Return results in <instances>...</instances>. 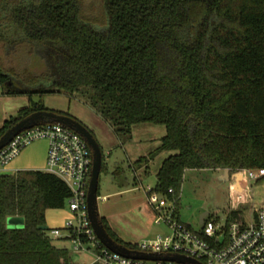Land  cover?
Listing matches in <instances>:
<instances>
[{
    "label": "trees",
    "instance_id": "1",
    "mask_svg": "<svg viewBox=\"0 0 264 264\" xmlns=\"http://www.w3.org/2000/svg\"><path fill=\"white\" fill-rule=\"evenodd\" d=\"M86 1L0 0V47L28 46L46 59L28 84L82 98L122 141L134 125L165 126L157 152L176 154L163 162L155 189H173L176 206L188 170L264 168V0H103L101 24ZM16 75L0 60L3 94L32 96L14 88ZM38 111L49 110L34 104L8 118L0 138ZM136 164L148 169L149 159ZM71 197L46 171L1 175L0 264H74L51 229H41L46 212ZM10 217L24 226L10 228Z\"/></svg>",
    "mask_w": 264,
    "mask_h": 264
},
{
    "label": "rangeland",
    "instance_id": "2",
    "mask_svg": "<svg viewBox=\"0 0 264 264\" xmlns=\"http://www.w3.org/2000/svg\"><path fill=\"white\" fill-rule=\"evenodd\" d=\"M85 11L99 24L103 22V0H87ZM0 60L5 70L16 71V90L29 89L34 92L32 96L10 97L25 102L23 106L37 104L49 111L62 112L78 120L95 136L104 154V168L99 179L98 211L100 216L106 218L117 237L124 243L136 246L146 240H154L158 235L169 233L165 225L155 223L156 215L145 192L148 186L156 188L157 173L163 162L176 154L168 151L157 152L167 133L166 127L151 123L137 124L133 126L131 139L122 141L104 118L82 98L66 93L41 94V88L27 83V77L43 73L46 69L47 62L41 52H32L28 46L8 52L0 47ZM0 90L3 91V87ZM142 158L149 159L148 169L145 164H136ZM223 172L221 169L186 172L177 205V216L182 223L199 229L200 216L203 213L209 212V216L215 218L217 211H222L223 214L234 206L237 202L236 182L233 177L231 181H223ZM252 191L256 205H263L264 182H253ZM49 211L53 215V218L46 219L50 229L65 226L71 217L68 203L63 209ZM53 240L56 246L71 251L74 262L83 260L72 253L71 242L56 238Z\"/></svg>",
    "mask_w": 264,
    "mask_h": 264
},
{
    "label": "built area",
    "instance_id": "3",
    "mask_svg": "<svg viewBox=\"0 0 264 264\" xmlns=\"http://www.w3.org/2000/svg\"><path fill=\"white\" fill-rule=\"evenodd\" d=\"M39 139L49 142L46 172L59 177L72 191L67 202L71 217L63 228L51 229L50 236L72 243V253L83 258L79 263L73 261L74 264H180L165 259L126 257L110 250L99 239L88 213L93 152L74 130L60 124L26 130L0 151V167ZM238 175L242 176L240 181L233 179L237 202L223 214L217 211L215 218L209 214L199 229L179 220L177 199L171 197L173 189L161 194L148 186L145 192L156 215L155 223L165 225L170 232L136 246H125L134 255L154 254L163 258L180 255L199 264H264V204L256 205L252 191L253 182H264V168L232 173L233 177Z\"/></svg>",
    "mask_w": 264,
    "mask_h": 264
},
{
    "label": "water",
    "instance_id": "4",
    "mask_svg": "<svg viewBox=\"0 0 264 264\" xmlns=\"http://www.w3.org/2000/svg\"><path fill=\"white\" fill-rule=\"evenodd\" d=\"M44 124H60L65 127H68L78 134H80L89 144L90 148L93 152V166L91 179L89 184L88 191V213L89 218L92 223V226L95 230V233L99 237V239L103 242V244L108 247L110 250L120 253L126 257H134L137 259H146V260H159L165 259L170 261H175L180 264H199L193 259L186 258L184 256H172V257H161L160 255L154 254H133L131 250H129L125 245L116 242L107 232L104 225L100 220V213L98 211V190H99V179L102 170V161L103 154L102 149L96 140L93 133L85 127L78 120L63 114H58L53 111H38L34 112L28 117L22 119L17 124H15L12 128L5 132V134L0 138V151L8 146L13 139L19 135L20 133L32 129L36 126L44 125ZM231 172L229 169L224 170L223 175H221V179L226 182L230 181ZM241 175L234 176L233 179L235 181L241 180ZM209 212H205L200 216V225H203L206 217L209 215ZM24 218L22 217H10L8 219V225L10 228H21L24 226ZM41 229L47 230L48 226H42Z\"/></svg>",
    "mask_w": 264,
    "mask_h": 264
},
{
    "label": "crops",
    "instance_id": "5",
    "mask_svg": "<svg viewBox=\"0 0 264 264\" xmlns=\"http://www.w3.org/2000/svg\"><path fill=\"white\" fill-rule=\"evenodd\" d=\"M14 99L13 97L4 95L0 90V128L10 116L16 115L21 109L29 106H23L25 102ZM48 149L49 142L45 139L32 142L9 164L0 167V176L13 175L19 171H46ZM49 212V210L46 212L47 220H49V217L53 218V215H50Z\"/></svg>",
    "mask_w": 264,
    "mask_h": 264
},
{
    "label": "flooded vegetation",
    "instance_id": "6",
    "mask_svg": "<svg viewBox=\"0 0 264 264\" xmlns=\"http://www.w3.org/2000/svg\"><path fill=\"white\" fill-rule=\"evenodd\" d=\"M231 174H232V173H231ZM232 177H233V176L231 175V176H230V181L232 180ZM223 181H225V180L223 179Z\"/></svg>",
    "mask_w": 264,
    "mask_h": 264
}]
</instances>
